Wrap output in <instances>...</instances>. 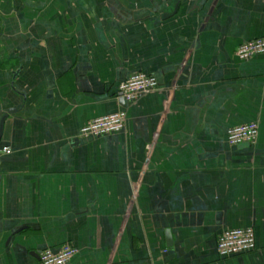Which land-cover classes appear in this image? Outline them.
Instances as JSON below:
<instances>
[{"label": "crops", "instance_id": "obj_1", "mask_svg": "<svg viewBox=\"0 0 264 264\" xmlns=\"http://www.w3.org/2000/svg\"><path fill=\"white\" fill-rule=\"evenodd\" d=\"M263 36L264 0H0V264H264V54L236 56ZM139 71L159 88L118 98ZM250 226L256 250L219 257Z\"/></svg>", "mask_w": 264, "mask_h": 264}, {"label": "built area", "instance_id": "obj_2", "mask_svg": "<svg viewBox=\"0 0 264 264\" xmlns=\"http://www.w3.org/2000/svg\"><path fill=\"white\" fill-rule=\"evenodd\" d=\"M258 54H264V36L243 41L236 50V56L241 60L250 59ZM158 80L154 75L139 71L118 85L117 97L125 101L138 100L145 93L157 90ZM126 112L123 110L95 118L87 122L81 129L83 135L100 136L113 133L124 128ZM259 134L257 121L241 124L228 129L227 143L231 146L255 143ZM10 152L9 146H3L0 154ZM256 234L253 227L233 228L224 230L217 240V253L221 258L249 253L256 250ZM77 252L69 243L58 249L45 248L39 254L41 264H67Z\"/></svg>", "mask_w": 264, "mask_h": 264}, {"label": "water", "instance_id": "obj_3", "mask_svg": "<svg viewBox=\"0 0 264 264\" xmlns=\"http://www.w3.org/2000/svg\"><path fill=\"white\" fill-rule=\"evenodd\" d=\"M5 118H6V115L1 119V123H0V140H1V137H2L3 123H4Z\"/></svg>", "mask_w": 264, "mask_h": 264}, {"label": "rangeland", "instance_id": "obj_4", "mask_svg": "<svg viewBox=\"0 0 264 264\" xmlns=\"http://www.w3.org/2000/svg\"><path fill=\"white\" fill-rule=\"evenodd\" d=\"M2 147H0V149H1Z\"/></svg>", "mask_w": 264, "mask_h": 264}]
</instances>
